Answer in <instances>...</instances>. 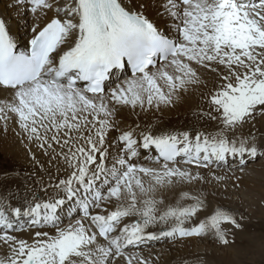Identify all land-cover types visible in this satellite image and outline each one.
<instances>
[{
  "label": "snow or ice",
  "instance_id": "1",
  "mask_svg": "<svg viewBox=\"0 0 264 264\" xmlns=\"http://www.w3.org/2000/svg\"><path fill=\"white\" fill-rule=\"evenodd\" d=\"M23 2L33 16L23 47L0 17V127L18 126L55 174L43 197L0 196V264H154L142 246L209 233L227 246L222 225L243 229L235 214L199 219L205 197L182 188L201 169L232 158L243 172L264 155V133L246 129L264 116V0H157L166 27L144 0ZM204 72L219 84L197 115L213 129L139 122L206 86ZM122 110L136 122L119 121Z\"/></svg>",
  "mask_w": 264,
  "mask_h": 264
},
{
  "label": "bare ground",
  "instance_id": "2",
  "mask_svg": "<svg viewBox=\"0 0 264 264\" xmlns=\"http://www.w3.org/2000/svg\"><path fill=\"white\" fill-rule=\"evenodd\" d=\"M144 2L148 5L146 14L161 27H166L169 23L167 19L157 15V0H144ZM0 14L6 20L9 30L16 32L17 36L21 37V41L26 42L30 39L31 32L29 29L33 23V16L26 10L23 0H0ZM49 16H51V13H49ZM43 22L42 19L41 23ZM202 78L206 81V86L202 85L192 88L173 106L162 107L159 111L153 109L146 114H141L139 122L158 121L165 127L177 129H213L215 122L209 120L207 117L200 118L197 114L204 112L201 100L219 84V81L211 72H204ZM117 119L122 123L132 124L136 122L137 117L127 110H122ZM246 129H251L257 133L259 138V134L264 133V116H256L254 121L246 125ZM19 131L18 126L14 123H10L7 132L0 127V150L19 161V165L20 161L23 162V166L26 168L34 164L33 162L35 161H31L28 158L29 154H34L35 157H39L38 161L43 162L41 165L44 167L40 169L36 176L21 175L20 173H9L3 177L0 176V196L10 197L13 206L22 201L25 196L30 198L32 192H36L39 196L43 197L44 193L39 191L40 187L48 182L49 173L55 174V169L48 164L47 157L38 153V150H34V145H30L23 138L22 134H17ZM114 135L116 134L112 133V136ZM29 148H31V152ZM261 159H264V155H260L259 158H248L247 166L243 172H240L238 160L229 158V160H232L231 162L228 160L224 165H214L211 169L212 174H210L209 170L201 169L200 171L204 179L183 186L182 190L191 192L194 188H200L206 190L211 195L215 192L213 194L214 197L220 194L221 199L225 198L234 207L238 205L249 207L251 203H255L257 200H264V160ZM216 177H221V179H216ZM236 181H241V184L247 185L249 190H254V192H242L239 188L240 186L236 185ZM178 191L179 189L176 193L164 192L165 202L174 203ZM18 235L20 238L30 239V233L25 232ZM217 242L219 243L211 233L204 237L176 240L165 238L149 242V245L142 246L140 251L145 257H150L154 264H200L201 262L198 260H200L199 257L201 256L208 263V259L212 255L213 257L219 256L222 263H225L235 257L231 247L218 246ZM6 252L7 249L0 248V256H4Z\"/></svg>",
  "mask_w": 264,
  "mask_h": 264
},
{
  "label": "rangeland",
  "instance_id": "3",
  "mask_svg": "<svg viewBox=\"0 0 264 264\" xmlns=\"http://www.w3.org/2000/svg\"><path fill=\"white\" fill-rule=\"evenodd\" d=\"M201 102H202L203 111L204 112L210 111L208 102L205 99V97L201 100ZM258 115L260 114L257 113L256 116ZM34 150H38V149L35 147ZM38 153L42 154L40 151ZM33 155L34 154H29V157H28L29 160L34 161L32 159ZM38 159L39 157H36L35 162H33L34 164L31 165L29 168H26L23 166V162L20 161V165H19V161L15 160L10 155H6L5 152H2L0 150V176L3 177L5 174H9V173H20L21 175L27 174L31 176H36L41 169L40 165L43 164V162L41 161L37 163ZM261 160H264V159H261ZM231 161L232 160H229V162ZM240 182L241 181H236L237 183L236 185L240 186L239 188L242 192H247V191H248L247 193L254 192V190L250 191L247 185H243ZM191 192L193 194H196V193L203 194V196L205 197L206 208L205 210H203L205 213L201 211L198 214L199 219H203L205 216L211 214L215 208L221 207L235 214L238 222L241 223L243 226L242 230H238V229H235L230 224L222 225V227L229 234L228 238H229L230 243L227 246H225L217 242L218 246L231 247L235 257L229 260V262L222 263L221 258L219 256L213 257L212 255L208 259V263L212 262L211 264H214V263L215 264H264V200H257L255 203H251L249 207L244 206V205H238L234 207L231 203L226 201L225 198L221 199L220 194H217L214 197L213 194L215 192H213V194L211 195L206 190H203L200 188H194L191 190ZM199 258L200 260L198 261L201 262L200 264L202 263L208 264L207 260L203 259L204 258L203 256Z\"/></svg>",
  "mask_w": 264,
  "mask_h": 264
}]
</instances>
